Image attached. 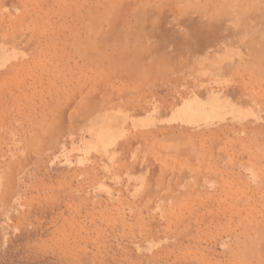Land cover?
<instances>
[{
  "label": "rangeland",
  "instance_id": "obj_1",
  "mask_svg": "<svg viewBox=\"0 0 264 264\" xmlns=\"http://www.w3.org/2000/svg\"><path fill=\"white\" fill-rule=\"evenodd\" d=\"M263 42L264 0H0V264H264Z\"/></svg>",
  "mask_w": 264,
  "mask_h": 264
},
{
  "label": "bare ground",
  "instance_id": "obj_2",
  "mask_svg": "<svg viewBox=\"0 0 264 264\" xmlns=\"http://www.w3.org/2000/svg\"><path fill=\"white\" fill-rule=\"evenodd\" d=\"M161 1V0H160ZM255 2H256V0H255ZM208 3V2H207ZM206 5V4H205ZM237 5V4H236ZM237 7V6H236ZM243 8V7H242ZM239 13V12H238ZM242 13V12H241ZM251 13V12H250ZM253 13V12H252ZM244 14H246V12L244 13ZM243 14V15H244ZM247 15H250V14H247ZM229 17V16H228ZM251 17V16H250ZM236 18V17H235ZM243 19V18H242ZM226 21V20H225ZM234 23V22H233ZM158 25V24H157ZM205 25V24H204ZM202 26V25H201ZM217 26H219V25H217ZM262 26V25H261ZM165 27V26H164ZM205 27V26H204ZM212 27H214V26H212ZM223 27V26H222ZM228 27V26H227ZM215 28V27H214ZM217 28H219V27H217ZM147 29V28H146ZM149 29V28H148ZM221 29V28H220ZM144 30V29H143ZM206 30V29H205ZM204 30V31H205ZM227 30V29H226ZM241 30V29H240ZM95 31V30H94ZM159 31V30H158ZM237 31V30H236ZM164 32V31H163ZM166 32H167V28H166ZM206 32H208V31H206ZM210 33H211V31H209ZM154 35H156V32L154 31ZM201 34V33H200ZM212 34V33H211ZM230 34V33H229ZM228 34V35H229ZM93 35V34H92ZM214 35H216V33L214 34ZM158 36V35H157ZM153 37V36H152ZM180 38V37H179ZM256 38V37H255ZM178 40V39H177ZM253 40V39H252ZM262 40V39H261ZM248 41V40H247ZM256 41V40H255ZM223 42V41H222ZM250 42V41H249ZM226 43V42H225ZM248 43V42H247ZM252 43V42H251ZM263 44H264V42H263ZM76 45V44H75ZM222 45H224V44H222ZM253 45V44H252ZM259 45V44H258ZM132 47V46H131ZM252 47V46H251ZM259 47V46H258ZM260 47H261V43H260ZM262 47H264V45L262 46ZM261 47V48H262ZM223 49V48H222ZM230 51V50H229ZM260 51V50H259ZM258 51V52H259ZM264 51V50H263ZM236 52V51H235ZM241 52V51H240ZM256 52V51H255ZM131 54V53H130ZM241 54V53H240ZM225 55V54H224ZM251 55V54H250ZM258 55V54H257ZM259 56V55H258ZM235 57V56H234ZM242 57V56H241ZM238 58V57H237ZM192 60H193V58H191ZM197 59V58H196ZM238 60V59H237ZM236 60V61H237ZM244 60V59H243ZM253 60V59H252ZM116 61V60H115ZM114 61V62H115ZM254 61V60H253ZM256 61V60H255ZM228 63H229V61H228ZM234 64H235V62H234ZM222 67H223V65H222ZM229 67V66H228ZM224 68V67H223ZM232 68V67H231ZM233 68H234V66H233ZM233 68H232V70H233ZM228 69H230V68H228ZM118 70V69H117ZM121 70V69H120ZM210 70V69H209ZM224 70V69H223ZM226 71V70H225ZM175 72H176V70H175ZM98 73V72H97ZM218 76H220V75H218ZM218 81V80H217ZM208 94H209V98H206V100L209 102V103H212V102H214L218 97L220 98V96L217 94V93H214V92H207V93H205L203 96H201V97H203L204 98V96L205 95H207L208 96ZM194 98H196L195 96H194ZM181 106V105H180ZM182 107V106H181ZM109 110V109H108ZM110 111H112V110H110ZM189 111V110H188ZM193 111V110H192ZM203 111V110H202ZM202 111H199L200 113L202 112ZM205 111V110H204ZM198 112V111H197ZM194 113V112H193ZM206 113V112H205ZM204 113V114H205ZM212 113V112H211ZM114 114V113H113ZM191 114V113H190ZM195 114V113H194ZM203 114V113H202ZM102 115H103V113H102ZM105 115H106V113H105ZM115 115V114H114ZM146 115V114H145ZM196 116H197V114H195ZM107 117H108V115H106ZM147 116V115H146ZM108 119V118H107ZM107 119H105V120H107ZM109 119H110V117H109ZM112 119V118H111ZM108 121V120H107ZM110 121V120H109ZM104 122V121H103ZM100 125V124H99Z\"/></svg>",
  "mask_w": 264,
  "mask_h": 264
}]
</instances>
